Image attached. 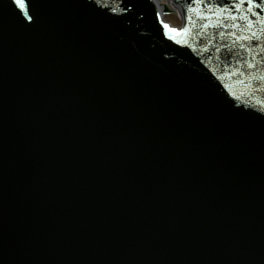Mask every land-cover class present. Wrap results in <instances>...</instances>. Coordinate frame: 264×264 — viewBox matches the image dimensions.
I'll use <instances>...</instances> for the list:
<instances>
[{"label":"water","instance_id":"water-1","mask_svg":"<svg viewBox=\"0 0 264 264\" xmlns=\"http://www.w3.org/2000/svg\"><path fill=\"white\" fill-rule=\"evenodd\" d=\"M171 1L0 0V264H264V11Z\"/></svg>","mask_w":264,"mask_h":264},{"label":"snow or ice","instance_id":"snow-or-ice-1","mask_svg":"<svg viewBox=\"0 0 264 264\" xmlns=\"http://www.w3.org/2000/svg\"><path fill=\"white\" fill-rule=\"evenodd\" d=\"M35 0H14V3L19 6L21 9H25V16L27 17L28 21L33 20L32 12L34 9L32 8V5L34 4ZM185 3L187 4L188 11H196L192 7V5H205V4H211L213 8H220L221 12H231L234 10H238L240 8H244L247 6V10L249 12H252L253 9H260L261 11H264V0H223V6L220 2V0H185ZM259 12H255L254 15H259ZM189 21L192 20V17H187ZM201 20L205 19L204 16L200 17ZM229 19L232 21H236L237 19H244L246 21L244 28L241 29V31L244 30H251L252 23H248L251 18L250 17H237L235 15H230ZM262 24H264V21H261ZM204 27H208L209 25H203ZM235 23H233L232 27H236ZM169 29V31H173L176 33V35H182L187 31V28L184 29H173L168 25H165ZM221 36L224 35V33H220ZM229 35L235 36V33H229ZM256 35L255 32H252V35L249 37H240V39H252ZM235 42V41H234ZM257 46H259L257 44ZM227 47V45H225ZM219 50V49H218ZM244 63H248L247 60L244 61ZM262 63H264V60H262ZM250 67H255V64L249 65ZM226 67H229V65L226 64ZM260 80H264V76L259 77Z\"/></svg>","mask_w":264,"mask_h":264},{"label":"rangeland","instance_id":"rangeland-1","mask_svg":"<svg viewBox=\"0 0 264 264\" xmlns=\"http://www.w3.org/2000/svg\"><path fill=\"white\" fill-rule=\"evenodd\" d=\"M164 3H165V1H164ZM164 19L174 27H178L181 24V19H180L179 15L176 14L175 12L165 16Z\"/></svg>","mask_w":264,"mask_h":264},{"label":"bare ground","instance_id":"bare-ground-1","mask_svg":"<svg viewBox=\"0 0 264 264\" xmlns=\"http://www.w3.org/2000/svg\"><path fill=\"white\" fill-rule=\"evenodd\" d=\"M155 4H156L157 8L159 9V11H161L162 3L160 1H155ZM173 12H175L177 14L178 10L174 7Z\"/></svg>","mask_w":264,"mask_h":264}]
</instances>
